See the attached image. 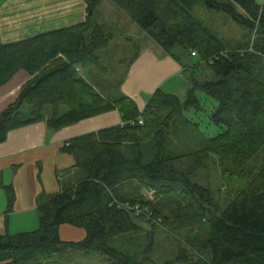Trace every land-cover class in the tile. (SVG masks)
I'll return each instance as SVG.
<instances>
[{
	"label": "trees",
	"instance_id": "16d2710c",
	"mask_svg": "<svg viewBox=\"0 0 264 264\" xmlns=\"http://www.w3.org/2000/svg\"><path fill=\"white\" fill-rule=\"evenodd\" d=\"M84 1L82 23L8 43L0 37V143L23 126L46 121L59 130L112 110L124 124L63 147L85 177L39 204L37 229L0 235V264H53L73 253L102 256L105 264H147L156 222L172 226L191 248H180L168 264H264V3L111 0L176 61L197 58L190 68L203 63L214 73L188 79L184 100L158 88L140 110L122 90L140 40L99 21L103 0ZM197 5L225 14L242 33H221L196 14ZM198 91L217 100L209 118L222 130L205 139V148L177 154L174 129L185 112L202 109ZM145 147L153 154L148 162ZM212 153L233 196L226 206L212 191ZM3 188L11 212L15 190ZM149 188L155 201L145 194ZM64 224L83 228L85 238L63 240Z\"/></svg>",
	"mask_w": 264,
	"mask_h": 264
},
{
	"label": "crops",
	"instance_id": "0c3cea01",
	"mask_svg": "<svg viewBox=\"0 0 264 264\" xmlns=\"http://www.w3.org/2000/svg\"><path fill=\"white\" fill-rule=\"evenodd\" d=\"M256 1L264 3V0ZM114 5L111 0H103L99 7L111 15L122 13L118 12L121 10H117ZM87 15L84 0H0V37L5 43L23 40L82 23ZM142 35L141 32L139 36ZM151 50L155 52L156 58L149 52ZM184 61L187 65L176 61L155 41L152 44L145 39L143 43L140 42L138 57L131 64L133 68L130 66L122 90L136 101L140 110H143L150 95L145 102L142 95L148 96V93L152 92V88L146 90L141 86L143 81L151 80L154 76H162L160 86L171 83L169 87L173 89L175 85L171 81L175 79L178 84L179 81L176 79L182 76L185 68L193 71L194 69L190 67L198 63L199 59L186 58ZM209 75L211 74H207V77ZM135 82L139 83V87L134 85ZM187 82V78L182 80L183 87ZM21 84H16L4 97L13 93ZM122 124L121 113L112 110L59 130L50 129L46 121L11 130L7 139L0 143V235L37 229L39 204L48 196L62 191L64 186H72L85 177L83 170L74 167L73 155L63 151V147L71 139ZM4 184L12 185L15 190V204L11 212H7L8 199ZM66 225L68 226L62 228ZM62 226L60 235L65 241H80L86 236L83 228L69 224ZM74 227L82 230H76Z\"/></svg>",
	"mask_w": 264,
	"mask_h": 264
},
{
	"label": "rangeland",
	"instance_id": "374dc122",
	"mask_svg": "<svg viewBox=\"0 0 264 264\" xmlns=\"http://www.w3.org/2000/svg\"><path fill=\"white\" fill-rule=\"evenodd\" d=\"M116 6V5H114ZM117 10L118 7L116 6ZM122 13H115L113 15L109 14V12L103 11L98 8V16L99 21L101 22H112L115 23L120 30L119 33H127L130 36H133L135 38H139L141 41L144 42L145 39L149 40V42H152L154 44V40L149 37L144 31H142L139 26L130 19H127V15L123 10L118 11ZM124 14V15H122ZM196 14L206 23L213 24L214 27L218 28L221 33L225 34H241L242 31L238 27L236 23H234L232 20L226 19L224 16L225 14H219L214 15L212 13H208L204 7L201 5H197L196 7ZM125 16V17H124ZM129 20V21H125ZM118 21H121L120 23ZM130 22L129 24L124 22ZM141 32L143 33L142 36ZM126 35V34H125ZM145 36V37H144ZM137 38V39H138ZM151 54L156 58L155 52L152 50L149 51ZM137 62V61H136ZM136 62L134 64H136ZM182 65H187L185 61L182 62ZM133 68V65L131 66ZM206 74H211L209 77L213 78L214 73L211 72V69L205 65V64H199L196 69L191 71L190 69L184 70L182 76H179L176 80L179 81L181 84H177L174 80L171 82L175 85V87L170 88L169 86L171 83H168L167 85L162 84L160 86V83L163 80L162 76H154L151 80L143 81L142 85L146 90L149 88H152V92L148 93V96L142 95V98L145 101L148 100L149 95L151 96L153 91L155 89L161 88L163 91L167 93H173L178 95L182 100L186 98L187 89L190 86L193 77L200 79V80H208L211 78H201L205 77ZM181 77H183L181 79ZM190 80L189 82L184 84V87L182 85V80L185 79ZM134 85H138L139 83ZM173 85V86H174ZM197 96L200 99L202 109H191L190 111L185 112L184 116L180 119L179 123L177 124L176 128L174 129V143L172 146V149L177 154H186L190 153L195 150L203 149L206 147L207 144V138L216 136L222 128L218 126L217 124L213 123L209 118V113L216 109L217 107V100L210 97L203 91H198ZM211 160V187L212 191L214 192V198L215 201H217L221 206H226L230 199H232V194L229 193L227 190V187L225 185L224 179L222 178L218 166V157L215 154H210ZM264 158V155L261 156V160ZM153 159V154L151 153L150 149L148 147L144 148V161L148 162ZM79 179V177H78ZM141 226L143 227L144 231L149 230L150 225L146 222H140ZM62 226V228L67 227ZM156 227V228H155ZM155 227H153V238L151 240V260L147 264H168L169 262H173L176 260L177 252L180 248H187L189 252H191V248L187 245L185 242V238L183 235L179 234L175 230H173L172 226H169L167 224H156ZM75 228V227H74ZM76 230H82L79 228H75ZM205 256H209V253H206ZM60 260V261H59ZM56 263L53 264H105L106 260L102 256H92V257H85L80 256L77 253H73L70 256H57ZM63 262V263H62ZM244 263L246 264H252L251 262L244 260Z\"/></svg>",
	"mask_w": 264,
	"mask_h": 264
},
{
	"label": "built area",
	"instance_id": "2783aa9c",
	"mask_svg": "<svg viewBox=\"0 0 264 264\" xmlns=\"http://www.w3.org/2000/svg\"><path fill=\"white\" fill-rule=\"evenodd\" d=\"M192 55H196V54L194 52H192ZM137 122L139 124H143L144 123V120H143L142 117H140V118L137 119ZM129 123L130 124H135L136 123V120H131V121H129ZM123 124H124V122H123ZM145 194L148 196L149 199L155 201V199H156V191L153 188H149L148 190H146ZM136 212H137V214H142L143 213V210L139 206H137L136 207ZM147 216H150V214H148ZM156 224H160V223L159 222H156Z\"/></svg>",
	"mask_w": 264,
	"mask_h": 264
}]
</instances>
